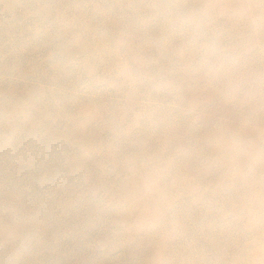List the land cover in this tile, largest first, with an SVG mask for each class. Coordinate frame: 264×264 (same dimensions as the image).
<instances>
[{
  "label": "rangeland",
  "instance_id": "374dc122",
  "mask_svg": "<svg viewBox=\"0 0 264 264\" xmlns=\"http://www.w3.org/2000/svg\"><path fill=\"white\" fill-rule=\"evenodd\" d=\"M161 1L0 0V264H222L211 230L252 236L196 173L216 142L208 90L242 53L264 61L263 16ZM221 85L231 108L238 87ZM166 112L192 147L159 141Z\"/></svg>",
  "mask_w": 264,
  "mask_h": 264
},
{
  "label": "bare ground",
  "instance_id": "6f19581e",
  "mask_svg": "<svg viewBox=\"0 0 264 264\" xmlns=\"http://www.w3.org/2000/svg\"><path fill=\"white\" fill-rule=\"evenodd\" d=\"M168 1L170 2L171 0ZM168 1L162 0L160 2V5L162 6L161 7L162 12L166 14H167L166 11L171 12V10L173 9L172 6H169ZM221 1L222 3L225 4L230 2L236 3L238 10H244L245 7L248 6V8L251 10V13L262 15L264 19V0H221ZM186 7L192 9L191 6L187 5ZM224 8L225 7H223L222 9ZM181 9H184L183 6L181 7ZM203 26L204 25L202 24L201 27ZM219 26H221V24ZM258 37H259L257 38L258 41L259 40L264 41L263 39L264 31L260 33ZM75 38H74L75 41L81 39L77 37L76 40ZM78 41L80 42V40ZM257 53L260 54L259 51H257ZM243 54L245 53H242L240 55L241 59L239 60L247 62V65L246 63L243 65L242 63H240L241 61H236L232 63L230 62L228 65H226L229 66L227 69L228 77L223 79L221 83L225 87L229 85H234L238 87L236 91L232 93L233 95L238 97L237 103L231 105L230 108L227 106L225 102H223V99L219 98V91L216 90H221L222 88L221 84H218L221 87L220 89H214L213 84L211 85L213 89L208 90L207 88V90L208 91L211 90V92H210V96L205 98V101L214 102V104L213 106L211 105L210 110L206 114L207 117H205L206 121H209L211 123L210 124L211 128L206 132L207 134H209V136L213 135L212 133H214V136H216V142H214L211 139L210 141L212 142V144L204 145L205 150L208 153L202 158V160L200 159L201 160L200 165L202 167H207L208 170L207 171L202 170L196 173L198 175V178H200V181L207 180V177L205 175V172H207L211 174L212 182H215V184L221 183L220 185L222 187L220 189L222 190V193L225 192V189L227 192V193L225 192L226 194L224 195L225 197L222 196V199L223 197L226 200L229 198V201L231 200L230 203L232 204L237 203V206H235L236 204L234 205L235 207H237L235 211L237 210V212H239L243 210V214H242L243 222L246 225H251L252 236L246 234L248 233L247 231L246 233H244L243 230V232L241 231L237 232V235L239 236L238 238L235 237L233 238V234L236 231L234 230L235 232L232 234V232H230V229L233 228H230V226L229 227L227 226V231H228L227 234L225 233L226 228L224 229L225 231L222 230L224 227H222L221 232H216V230L215 231L211 230L210 237L212 239V243L214 244L215 249L220 254L224 253V255L220 257L221 260L220 262L222 264H264V179H261V177H264L263 175L264 173V61L261 62V60L256 59L259 55L253 58L250 57L249 55L247 56L246 54L244 56ZM184 58L186 59V57ZM225 59L226 58H224V60ZM222 63L224 62L222 61ZM226 66H224V68L219 67L221 69V72L223 71L222 69H225ZM210 83L211 82H209V84ZM183 85H185V87L187 86L189 91H191V93H193L196 88L193 85L191 86L190 83L189 84L183 83ZM178 97L179 96H177V98ZM181 97H184V95H182ZM164 98L166 99V95ZM239 98H241V100H239ZM157 100L160 102L162 101V98L158 97ZM240 103L243 104V106L246 105V108L248 110H243V111L239 110L238 105ZM189 104H191V102ZM179 111L180 112L175 116L177 117L181 116L182 111L181 110ZM169 114H170L169 112H166L163 115L166 116L167 118L164 119L158 118L155 121L156 123L153 121L155 125L156 124L159 125L158 128L156 127L157 129H159L160 127L163 130V132L160 133V135L162 134L160 136V139L158 138L159 141L162 143L165 142H169L172 144L178 143L177 146H182L184 148L192 147L191 142L189 140L190 138L195 137L197 132L195 133V131L190 130L191 132L189 135L188 133H186L187 136L185 135V133H183L182 135L181 133L182 131H184L183 129L185 128V127L183 128V124L184 123L188 124L189 122L187 121L185 122V118H184L181 119L182 121H180L179 119V121L182 122V124L180 122H179L180 124H177L175 122H177L176 119H178L179 117L175 119L174 117H170ZM217 114H219V117L220 115H222L223 119L222 118L220 120L218 118L216 119ZM180 118H182V116ZM186 120L188 119L186 118ZM153 122L151 121V123ZM156 128L153 129V135H155L154 132ZM204 146H202L199 151H201ZM143 150L146 149H144L141 146L139 149L140 154L142 155L147 154ZM177 152L179 153V151ZM214 188L216 190L213 191L215 195H213V193L211 192H210L211 194H209L208 192H203V191H199V194L202 195L203 193L205 195H208L207 199L209 197L212 198L214 196L220 197V195L218 194L220 189L218 188L217 190L216 187ZM227 206H229L230 208V205ZM227 206L225 211L228 210ZM221 216L223 217L224 215H220V217ZM214 217H212V220H214ZM223 220L226 219L224 218ZM211 221L210 224L213 223V221L212 222ZM224 222L225 221H223V223ZM233 222L235 223V221ZM207 224L210 225L208 222ZM210 226H212V224ZM220 228L221 227H219L218 229ZM208 232H210V230ZM219 235H222L223 237L221 236L220 239ZM217 251L216 253H218ZM227 255H230L231 258L230 257L228 258Z\"/></svg>",
  "mask_w": 264,
  "mask_h": 264
}]
</instances>
